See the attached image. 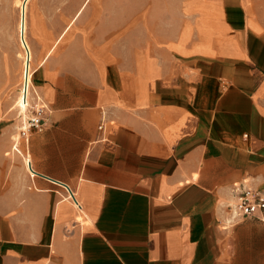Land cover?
Wrapping results in <instances>:
<instances>
[{
  "label": "crops",
  "instance_id": "crops-1",
  "mask_svg": "<svg viewBox=\"0 0 264 264\" xmlns=\"http://www.w3.org/2000/svg\"><path fill=\"white\" fill-rule=\"evenodd\" d=\"M247 8L188 0L140 55H99L86 31L82 55H42L45 125L0 199V264H264V221L227 209L234 181L264 193V28Z\"/></svg>",
  "mask_w": 264,
  "mask_h": 264
},
{
  "label": "rangeland",
  "instance_id": "rangeland-1",
  "mask_svg": "<svg viewBox=\"0 0 264 264\" xmlns=\"http://www.w3.org/2000/svg\"><path fill=\"white\" fill-rule=\"evenodd\" d=\"M186 1L28 0L26 40L34 72L29 84V104L26 112L21 113L17 99L26 53L18 27L22 10L19 0H0V199L10 192L14 171L25 166L22 158L25 139L21 133L31 117L32 107L35 103H45L37 90L35 74L42 55H82L80 34L85 31L97 39L93 51L97 50L99 55H140V43L153 36L155 29L161 30L177 19ZM244 2L250 18L264 28V0ZM82 7L79 15L77 12ZM75 15L79 16L75 18ZM87 50L90 52V46Z\"/></svg>",
  "mask_w": 264,
  "mask_h": 264
},
{
  "label": "built area",
  "instance_id": "built-area-1",
  "mask_svg": "<svg viewBox=\"0 0 264 264\" xmlns=\"http://www.w3.org/2000/svg\"><path fill=\"white\" fill-rule=\"evenodd\" d=\"M36 100L39 101L37 97ZM46 109L45 104L39 103H35L32 107L31 117L27 119V125L24 127L25 130L21 133L25 141L31 130L41 131L44 128ZM99 129H102L101 124L99 125ZM17 151L19 152L18 149ZM33 175L31 173L30 177H33ZM229 191L233 200L227 204V209L232 217L256 216L258 219L264 221V193L262 191L249 185L246 179L232 182L229 186ZM71 200L75 207L81 209L78 199L73 197Z\"/></svg>",
  "mask_w": 264,
  "mask_h": 264
},
{
  "label": "bare ground",
  "instance_id": "bare-ground-1",
  "mask_svg": "<svg viewBox=\"0 0 264 264\" xmlns=\"http://www.w3.org/2000/svg\"><path fill=\"white\" fill-rule=\"evenodd\" d=\"M19 8L22 10V18L19 16V22H18V27L19 31L22 33V43L26 49V53L24 54L23 57V69H22V85L19 89V95L17 99V106L18 110L21 113H25L27 110V106L29 104V84L31 83V76L33 74L32 68H31V50L29 48V45L26 40V31H27V2L28 0H19ZM80 13V11L78 12ZM23 119V118H22ZM17 140V139H16ZM19 150V149H18ZM21 155V154H20ZM23 156V155H22ZM25 156V155H24ZM23 158V157H22ZM26 158V157H25ZM24 158V161L26 160Z\"/></svg>",
  "mask_w": 264,
  "mask_h": 264
}]
</instances>
